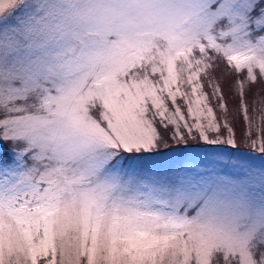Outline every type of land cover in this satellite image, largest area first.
<instances>
[{"label":"snow or ice","instance_id":"snow-or-ice-1","mask_svg":"<svg viewBox=\"0 0 264 264\" xmlns=\"http://www.w3.org/2000/svg\"><path fill=\"white\" fill-rule=\"evenodd\" d=\"M0 264H264V0H0Z\"/></svg>","mask_w":264,"mask_h":264},{"label":"rangeland","instance_id":"rangeland-1","mask_svg":"<svg viewBox=\"0 0 264 264\" xmlns=\"http://www.w3.org/2000/svg\"><path fill=\"white\" fill-rule=\"evenodd\" d=\"M231 102V101H230ZM196 150H198V149H196Z\"/></svg>","mask_w":264,"mask_h":264}]
</instances>
